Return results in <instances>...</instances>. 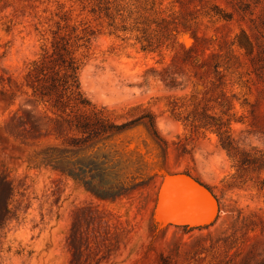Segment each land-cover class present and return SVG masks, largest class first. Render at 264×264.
<instances>
[{
	"label": "rangeland",
	"instance_id": "1",
	"mask_svg": "<svg viewBox=\"0 0 264 264\" xmlns=\"http://www.w3.org/2000/svg\"><path fill=\"white\" fill-rule=\"evenodd\" d=\"M61 3L72 19L81 17L77 4ZM213 5L231 18L210 23L200 15L197 33L207 40L198 55L206 58L237 36L247 38V47H233L240 67L224 91L239 99L233 112L243 116V123H231L234 141L243 150H264V0L162 1V9L186 6L198 14ZM59 11L53 0H0V264H264V187L258 182L264 171L232 178L236 169L217 136L167 111L166 98L189 95L195 80L189 66L172 61L180 48L141 52L104 31L91 41L79 56L78 78L106 127L91 140L73 126L89 110L61 113L52 102L35 101L27 73ZM178 41L185 48L193 43L189 32ZM166 76L186 81V88H165ZM244 98L248 105L241 107ZM110 143L140 161L148 180L103 198L83 181L106 196L135 172L128 164L108 170L112 163L103 153ZM102 144L90 171L88 161ZM52 147L73 157L63 154L55 168L42 163L40 153ZM176 175L190 176L213 195L217 214L209 223L183 221L205 210V198Z\"/></svg>",
	"mask_w": 264,
	"mask_h": 264
},
{
	"label": "trees",
	"instance_id": "2",
	"mask_svg": "<svg viewBox=\"0 0 264 264\" xmlns=\"http://www.w3.org/2000/svg\"><path fill=\"white\" fill-rule=\"evenodd\" d=\"M53 1L60 9L57 15L58 20L50 29V36L42 37L41 54L37 60L30 63L27 73L28 87L36 102L39 104L52 102L50 108L61 113L73 108L89 110L91 115L80 116L73 126L79 132L86 133L91 140L106 128L100 120L95 105L82 92L78 78L81 63L79 56L89 49L91 41L101 31H104L109 36L131 42L141 52L161 53L164 49L180 48L181 52L177 53L172 61L179 58L181 64L189 66L195 80H190L192 91L189 95L166 98L169 100L167 105L169 114L185 126L211 132L217 136L220 148L226 153L232 167L236 169L232 178L238 179L247 171L257 173L264 171V150L257 148L243 150L234 141L231 123H243V116L237 118L236 113L233 112V101H239V99L234 94L228 96L224 91L226 80L235 75L240 67L233 47H247L250 45L247 38L237 36L230 43H224L218 51L210 53L206 58L198 55V47L207 40L205 37L198 36L197 33L200 15L206 16L210 23H215L219 20H229L230 14L223 12L215 5L202 14L192 12L186 6H181L178 11L165 10L162 9L163 0H69L81 8V17L72 19L71 11H63L62 0ZM94 22L96 25H93ZM181 32L190 33L193 39L190 47L185 48L179 43L178 35ZM223 49L225 50L222 51ZM238 75L240 76L241 73ZM162 81L165 88L169 90L186 88V81L177 82L173 76H166ZM244 82L240 78L238 84L244 85ZM199 86L204 88L199 90ZM213 92H217L215 97L211 95ZM191 97H195V100L191 103V109H188L186 103ZM247 105L248 100L244 98L240 106ZM92 117L93 119H90ZM115 131L120 132V130ZM101 146L88 161L87 165L92 167L89 168L90 171L97 166L103 144ZM120 150V146L115 147L113 143H110L103 157L108 163H112L109 171L115 166L126 164L131 168L134 167L135 172L125 180V185L120 184L115 194L104 196L95 193L92 181L85 182L84 179H79L83 181L88 191L98 197L113 198L148 180V174L146 176L143 173L144 168L141 162L130 161V157ZM66 153L73 157L71 151L62 152L52 147L43 150L39 158L42 163L47 162L55 168L62 161V155ZM69 166H73V163L69 162ZM69 175L73 176V174ZM245 180H242L241 184H244ZM258 182L260 187H264V178H260Z\"/></svg>",
	"mask_w": 264,
	"mask_h": 264
},
{
	"label": "water",
	"instance_id": "3",
	"mask_svg": "<svg viewBox=\"0 0 264 264\" xmlns=\"http://www.w3.org/2000/svg\"><path fill=\"white\" fill-rule=\"evenodd\" d=\"M173 179H181V181H183L187 187H191L192 189L200 192L205 198V210L201 212L196 218L191 219L184 215L183 221L186 222L187 226L191 225L192 223L199 225L209 223L213 218V214H217V203L209 190L188 175H176L173 177Z\"/></svg>",
	"mask_w": 264,
	"mask_h": 264
}]
</instances>
